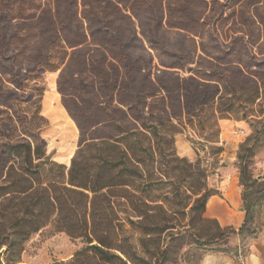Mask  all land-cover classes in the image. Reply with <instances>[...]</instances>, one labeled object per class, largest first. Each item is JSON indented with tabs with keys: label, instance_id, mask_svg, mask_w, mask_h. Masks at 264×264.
Wrapping results in <instances>:
<instances>
[{
	"label": "rangeland",
	"instance_id": "1",
	"mask_svg": "<svg viewBox=\"0 0 264 264\" xmlns=\"http://www.w3.org/2000/svg\"><path fill=\"white\" fill-rule=\"evenodd\" d=\"M96 11L108 15L107 24ZM0 27V59L36 72L26 82L29 100L0 105V183L15 162L3 145L30 140L14 109L43 139L46 157L70 167L81 141L133 129L122 111L136 92L146 118L171 142L152 168L158 182L145 192L159 201L146 210L154 232L129 224L120 232L130 264H204L219 254L248 264L253 245L264 242V0H0ZM158 74L168 92L150 98ZM9 79L0 74V89L16 93ZM245 156L255 181L246 229L205 245L219 225L191 211L192 182L182 169H192L180 160L199 163L209 180L228 166L241 178ZM125 209L117 207L124 219ZM85 247L49 227L28 241L19 264H103L74 261Z\"/></svg>",
	"mask_w": 264,
	"mask_h": 264
},
{
	"label": "trees",
	"instance_id": "2",
	"mask_svg": "<svg viewBox=\"0 0 264 264\" xmlns=\"http://www.w3.org/2000/svg\"><path fill=\"white\" fill-rule=\"evenodd\" d=\"M96 15L100 23L107 24L108 15L104 11H96ZM4 38L0 27L2 50ZM0 74L9 76L17 90L12 93L0 89V105L12 107L17 101L30 99L31 94H25L26 82L36 74L35 71L22 73L0 59ZM161 78V74H158L156 80L151 81L150 98L156 97L157 92H168L166 82ZM133 96L128 111H122L129 116V126L133 129L119 138L81 141L70 167L46 157L43 139L28 128L27 117L14 109L30 140L3 145L5 155L9 159L14 158L15 162L1 175L0 264H19L28 241L49 227L54 233H65L71 239L85 242L86 247L73 256L74 261L83 262V259L91 257L103 264L132 263V257L126 250L127 244H123L126 237L120 239V232L123 233L126 224L143 230L147 235L154 232L146 225V210L159 201L151 199L145 192L154 182H158L154 179L152 168L158 159L165 156L163 146L171 142L166 138L161 124L146 118V103L140 105L136 92ZM252 154L251 150L248 156ZM248 156L242 159L240 171L245 222L239 229H222L219 226V235L214 241H205V245L222 241L231 235H240L246 229L252 208L247 192L255 183L250 178ZM180 162L192 169H182V179L192 182L189 188L194 200L191 211L198 210L200 216H204L208 200L218 192L209 188L208 175L199 163L189 164L185 159ZM120 206L131 212L128 214L125 209V214H128L125 219L117 211ZM156 206L161 208L159 204L153 207ZM201 220L209 219L204 216ZM211 221L218 224L215 220ZM167 229L164 227L160 231L164 233Z\"/></svg>",
	"mask_w": 264,
	"mask_h": 264
},
{
	"label": "crops",
	"instance_id": "3",
	"mask_svg": "<svg viewBox=\"0 0 264 264\" xmlns=\"http://www.w3.org/2000/svg\"><path fill=\"white\" fill-rule=\"evenodd\" d=\"M209 188L218 193L207 203L205 218L215 220L222 229L229 227L239 229L246 219L242 197L240 177L232 166L218 169L208 180ZM248 264H264V242H257L251 248ZM204 264H235L224 255H212L205 259Z\"/></svg>",
	"mask_w": 264,
	"mask_h": 264
},
{
	"label": "built area",
	"instance_id": "4",
	"mask_svg": "<svg viewBox=\"0 0 264 264\" xmlns=\"http://www.w3.org/2000/svg\"><path fill=\"white\" fill-rule=\"evenodd\" d=\"M243 133V132H242Z\"/></svg>",
	"mask_w": 264,
	"mask_h": 264
}]
</instances>
